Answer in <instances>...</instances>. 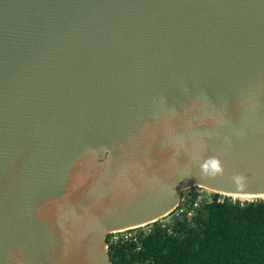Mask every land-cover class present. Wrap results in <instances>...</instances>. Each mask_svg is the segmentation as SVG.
Segmentation results:
<instances>
[{
    "label": "water",
    "instance_id": "water-1",
    "mask_svg": "<svg viewBox=\"0 0 264 264\" xmlns=\"http://www.w3.org/2000/svg\"><path fill=\"white\" fill-rule=\"evenodd\" d=\"M194 187L264 198V0H0V264H112Z\"/></svg>",
    "mask_w": 264,
    "mask_h": 264
},
{
    "label": "trees",
    "instance_id": "trees-1",
    "mask_svg": "<svg viewBox=\"0 0 264 264\" xmlns=\"http://www.w3.org/2000/svg\"><path fill=\"white\" fill-rule=\"evenodd\" d=\"M214 193L192 218L172 232L153 224V231L132 242L110 243L112 264H264V198L233 200ZM108 237L107 240H109Z\"/></svg>",
    "mask_w": 264,
    "mask_h": 264
},
{
    "label": "built area",
    "instance_id": "built-area-1",
    "mask_svg": "<svg viewBox=\"0 0 264 264\" xmlns=\"http://www.w3.org/2000/svg\"><path fill=\"white\" fill-rule=\"evenodd\" d=\"M205 191L207 190L199 187L197 189L194 187L184 190L177 205L171 210L169 214L156 221L157 225H159L161 228L167 229V232H172L173 228L181 222L186 221L187 223L191 224L192 218L196 215V211L200 205L203 203H210L215 199L214 193ZM206 193L211 194L208 195ZM217 202L222 201L217 199ZM154 223L155 222L129 230L112 232L106 238L108 239V237H110L109 240H107V246L109 247L110 243L122 241L135 243L139 249L141 247V238L153 231Z\"/></svg>",
    "mask_w": 264,
    "mask_h": 264
},
{
    "label": "rangeland",
    "instance_id": "rangeland-1",
    "mask_svg": "<svg viewBox=\"0 0 264 264\" xmlns=\"http://www.w3.org/2000/svg\"><path fill=\"white\" fill-rule=\"evenodd\" d=\"M198 187H196V189H197ZM193 190H195V189H193ZM205 192H207V191H205ZM208 192H210V191H208ZM185 193V192H184ZM206 194H208V195H210L211 193H206ZM223 195L222 194H220V196H219V198H218V200L219 201H222L223 200ZM232 198V197H231ZM233 200H235V199H240L241 201H245V200H249V199H241V198H236V197H233L232 198Z\"/></svg>",
    "mask_w": 264,
    "mask_h": 264
},
{
    "label": "bare ground",
    "instance_id": "bare-ground-1",
    "mask_svg": "<svg viewBox=\"0 0 264 264\" xmlns=\"http://www.w3.org/2000/svg\"><path fill=\"white\" fill-rule=\"evenodd\" d=\"M208 191L212 192L211 190H208ZM212 193H213V192H212ZM222 195H224V194H222ZM226 196H227V195H226ZM232 197L241 198V199H252V198H250V197L235 196V195H233Z\"/></svg>",
    "mask_w": 264,
    "mask_h": 264
}]
</instances>
